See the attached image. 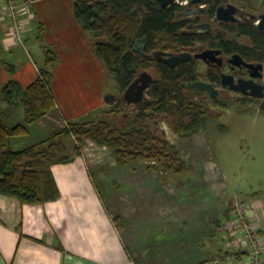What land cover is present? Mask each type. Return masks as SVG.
<instances>
[{
    "label": "crops",
    "instance_id": "0c3cea01",
    "mask_svg": "<svg viewBox=\"0 0 264 264\" xmlns=\"http://www.w3.org/2000/svg\"><path fill=\"white\" fill-rule=\"evenodd\" d=\"M14 1L23 10L26 31L23 44L15 43L7 23L0 20V93L9 81L26 88L36 79L40 67L24 45L33 29L42 51L40 38L59 60L51 82L55 108L29 125L26 134L11 138V148L21 150L68 121L104 110V80L109 74L91 35L74 16L75 0ZM22 53L28 59L25 64ZM0 102L8 125L23 121L20 104ZM64 141L77 145L73 137ZM77 146L79 155L67 149L72 161L50 168L58 191L55 200L29 205L0 195V264H205L223 252L214 242L216 228L220 225L222 232L234 204L224 211L223 222L201 215L209 208L193 207L198 196L189 198L182 187L160 181L150 167H120L107 147L91 140ZM212 204L211 210L217 211V205L223 212L216 201ZM262 208L259 204L256 214L264 236ZM209 248L212 256L207 255Z\"/></svg>",
    "mask_w": 264,
    "mask_h": 264
},
{
    "label": "trees",
    "instance_id": "16d2710c",
    "mask_svg": "<svg viewBox=\"0 0 264 264\" xmlns=\"http://www.w3.org/2000/svg\"><path fill=\"white\" fill-rule=\"evenodd\" d=\"M218 2L210 3L207 18L214 15ZM243 2L244 8L251 11L250 0ZM73 8L77 22L91 35L95 53L121 92L135 79L138 71L147 68V62L133 50L137 40L145 39L144 52L149 54L155 50L187 51L197 43H207L210 38L188 30V24L200 16L177 17L183 10L177 3L161 8L154 0H75ZM211 39V47L226 45L230 53H238L249 61H264V34L251 21L240 25L226 24L223 32ZM242 40L248 41L250 47L242 46ZM40 41L45 62L36 79L26 88L16 81H9L0 93L2 102L7 105L18 103L24 110L23 121L12 126L0 114V195L29 205L55 200L58 191L50 168L72 161L67 154L66 137H73L77 145L91 140L109 147L122 167L143 160L151 163L150 168L156 162L160 163L161 172L176 175L186 172L185 161L157 126L158 120H162L183 139L205 128L211 109L198 90L185 84L198 79L193 75L191 64L175 69L157 64V79L144 101L134 105L132 110L119 96L107 110L68 121L64 128L37 144L21 150L12 149V137L26 134L29 125L55 108L51 82L59 60L41 38ZM8 69L13 71L10 66ZM260 109L264 111V104ZM77 145L73 151L79 155ZM221 253L219 256H223Z\"/></svg>",
    "mask_w": 264,
    "mask_h": 264
},
{
    "label": "rangeland",
    "instance_id": "374dc122",
    "mask_svg": "<svg viewBox=\"0 0 264 264\" xmlns=\"http://www.w3.org/2000/svg\"><path fill=\"white\" fill-rule=\"evenodd\" d=\"M228 1L236 7H245L243 0ZM5 3L6 0H0V16ZM250 4L252 13L264 12V0H250ZM33 31L29 42H24V45L37 67L43 68V51L37 41V30ZM21 56V61L25 64L28 59L24 53ZM104 89V99L119 93L115 81L109 75L105 77ZM199 93L204 96L202 92ZM205 98L212 108L209 120L203 130L188 139L178 137L164 121L158 120V131H162L167 142L178 150L179 157L187 165L186 172L183 175L161 172L160 163L157 162L151 167L152 172L157 173L160 181L182 187L186 191L182 193H187V197L198 196L199 201L192 204L193 207L199 210L209 208L201 211V215L221 218V222L225 218L224 211L229 209L231 204H260L264 209V111L259 108L261 101L246 100L236 93H227L218 100L206 95ZM111 104L112 102L105 103L103 109H109ZM130 109L132 110L133 106ZM148 124L154 129L151 122ZM66 147L68 152L74 150L73 141H68ZM107 150L112 152L109 147ZM150 164L149 161L137 160L127 166L142 170L147 169L145 167ZM103 169L105 173L108 172L107 166ZM96 180L98 181V178ZM214 201L223 208V212L218 210L217 205V211L211 210ZM223 237V230L219 232L216 228L215 245L217 247L221 244L224 250ZM208 252L210 254L207 255L212 256L211 249Z\"/></svg>",
    "mask_w": 264,
    "mask_h": 264
},
{
    "label": "flooded vegetation",
    "instance_id": "af4514ba",
    "mask_svg": "<svg viewBox=\"0 0 264 264\" xmlns=\"http://www.w3.org/2000/svg\"><path fill=\"white\" fill-rule=\"evenodd\" d=\"M190 1H192V0H183V1L178 0L177 4L182 6L183 10L179 14H177V17H188L189 18V17H196L197 15H199L200 18L195 19L192 21V23L188 24V26H187L188 30L195 33V35H201V36L208 35V36H210V38L208 39L207 43H202V44L197 43L193 47H191V49H189L187 51L182 50V51L170 52V51L155 50L149 54H145V52H144L146 41L143 44L141 41L142 39L137 40L134 44V47L137 44L138 49L142 48L141 50L143 51V54L137 53L135 51L134 52L139 54L141 59H143L147 62L145 64L147 68L138 71V74L134 80H136L139 77V75L142 74L143 72L147 73L151 77V81L149 82V87L144 92L143 101L147 97V93L150 90L152 84L157 79V76H158V73L156 70L157 64H163V65H166L172 69L173 68L175 69L176 67L183 68V66L185 64H187V65L191 64L192 68H193V71H192L193 75L195 77H197L198 79L196 81L185 83V84L189 87L195 88L196 90H198V92L199 91L202 92L204 95L202 97L205 101H206L205 95L208 96V98L210 97L214 100H218L220 97L225 96L227 93L228 94L229 93H236V94H239L243 99H246V100H248V99L249 100H260L261 101L260 105H259V108H260V106H262L264 104V88H263V97L258 98V97H254V96H250V95H243L239 92L229 91L228 86L233 82L236 83L240 79L243 81L252 80L254 83L264 86V61H262V62L249 61L238 53H230L228 51V48L226 45L223 47L222 46L221 47H211V43L213 42V41H211L212 40L211 38L214 39L220 33H222L224 26L226 24H232L233 23V24H239L240 25V24H245V23H248L251 21L256 26V21L252 20L250 17L252 15H254L255 17L258 18L260 15L264 14V12L254 14L251 11H248L247 9H245L244 7H237L238 11L235 14V17L237 18L238 21H236V22H225V21L218 20L216 18V13H217V8L219 6H224L226 8L227 5L230 4V2L228 0H218L219 2L216 5L214 15L211 18H207L206 14H207V11L210 7V3L214 2L216 0H202V2H199L197 4L189 5ZM198 8H202V10L195 12L189 16L184 15V12L189 11V10L193 11V10L198 9ZM256 29L264 34V29L259 30L257 27H256ZM240 44L244 47H250V46H248L249 43L246 40L240 41ZM134 47H133V50H134ZM208 50L216 51L218 53H213L207 60L197 59L194 57L196 54H199V53H202V52L208 51ZM184 53H190L191 57L189 59L184 60L183 59ZM235 54L240 55L241 58L247 63L262 64L263 67L257 68V69H252V70L247 69L246 67L239 65L238 60L232 58V56ZM172 57H176L177 61H175L173 63L168 62L169 59H171ZM193 59H195V61H192ZM251 73H253L257 76L252 77ZM198 81L210 84L214 88L213 94L208 92V91H203V90H200V89H197L196 87H194L193 83L198 82ZM225 85H226V87H225ZM116 86H117V84H116ZM125 90L123 92H121L117 86V91L119 93L113 96L114 100L112 103H114L119 96H121L122 99L124 100L123 96H124ZM136 104H139V103L127 104V105L134 106ZM208 106L212 110L211 106L210 105H208ZM122 121L123 120H121V122Z\"/></svg>",
    "mask_w": 264,
    "mask_h": 264
},
{
    "label": "built area",
    "instance_id": "2783aa9c",
    "mask_svg": "<svg viewBox=\"0 0 264 264\" xmlns=\"http://www.w3.org/2000/svg\"><path fill=\"white\" fill-rule=\"evenodd\" d=\"M30 5L29 2L25 4L29 11ZM22 11L14 0H6L0 16V20L7 23L12 41L19 44H23L26 31ZM258 209L259 204L236 203L232 206L231 220L222 229L223 256L211 258L205 264H264V236L256 214Z\"/></svg>",
    "mask_w": 264,
    "mask_h": 264
},
{
    "label": "water",
    "instance_id": "95a60500",
    "mask_svg": "<svg viewBox=\"0 0 264 264\" xmlns=\"http://www.w3.org/2000/svg\"><path fill=\"white\" fill-rule=\"evenodd\" d=\"M161 8L168 7L174 3H178V0H154ZM199 2H202V0H192L190 1L189 5L197 4ZM202 8L195 9L193 11H186L184 12L185 16H189L195 12L201 11ZM238 8L232 4H228L227 7L225 8L224 6H219L217 8V13H216V18L220 21H225V22H236L238 21L237 18L235 17V14L237 13ZM252 20L256 21V27L261 30L264 29V14L260 15L258 18L252 15L250 17ZM142 43L144 44L145 40H141ZM142 48L138 49L137 44L134 47V51L140 54H143V51L141 50ZM213 53H218L216 51L208 50L204 51L202 53L196 54L194 57L197 59H202V60H207ZM191 57L190 53H184L183 54V59H189ZM232 58L238 60V64L246 67L247 69H257V68H262V64H254V63H247L245 62L240 55L235 54L232 56ZM168 61V60H167ZM177 61L176 57H172L169 59L168 62H175ZM171 63V64H172ZM260 75V74H259ZM252 77H256L257 75L251 73ZM151 81L150 75L147 73L143 72L142 74L139 75V77L134 80L128 88L124 92V100L127 104H135V103H140L143 101L144 98V92L145 90L149 87V82ZM193 86L196 87L197 89L203 90V91H208L213 94L214 88L207 83L204 82H195L193 83ZM226 87V85H225ZM263 85H259L254 83L252 80L248 81H243V80H238L236 83H231L228 86L229 91H234V92H239L243 95H250L258 98L263 97ZM106 102L110 103L113 102L114 97L113 96H107L106 97Z\"/></svg>",
    "mask_w": 264,
    "mask_h": 264
}]
</instances>
